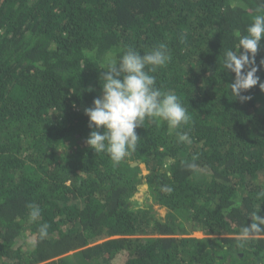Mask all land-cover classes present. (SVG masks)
Listing matches in <instances>:
<instances>
[{
  "label": "trees",
  "instance_id": "1",
  "mask_svg": "<svg viewBox=\"0 0 264 264\" xmlns=\"http://www.w3.org/2000/svg\"><path fill=\"white\" fill-rule=\"evenodd\" d=\"M260 3L0 0V264H264V232L241 234L264 215V91L241 103L223 67ZM160 43L172 59L151 74L186 107L192 142L146 119L135 152L95 153L84 109L102 95V58Z\"/></svg>",
  "mask_w": 264,
  "mask_h": 264
},
{
  "label": "clouds",
  "instance_id": "2",
  "mask_svg": "<svg viewBox=\"0 0 264 264\" xmlns=\"http://www.w3.org/2000/svg\"><path fill=\"white\" fill-rule=\"evenodd\" d=\"M258 8L264 9V0H261ZM262 39L264 14H257L247 27L246 34L241 35L238 44L227 50L223 57L226 72L235 74L230 93L241 103L251 100L250 96L243 95L249 89L259 85L261 91H264V82L257 75L260 68H264V60H261L259 68L256 66ZM171 59L165 43L154 46L144 54L127 47L119 56L111 51L104 55V71L100 72L102 95L93 100L91 107L84 109L89 128L94 129L90 131L86 144L95 153L104 152L116 162L126 158L130 152L137 150L141 138L136 129L142 127L146 119L152 123L166 122L168 128L175 131L179 143L192 142L188 131H180L189 121L186 107L174 92L158 88L156 77L151 74L166 66ZM187 167L194 169L196 165L187 163ZM257 197H264V191L258 193ZM28 207L29 220L37 221L41 209L31 204ZM249 220L250 223L241 229L243 236L264 232V215L260 211L253 213ZM49 227L47 223L39 226L38 235L41 240L47 237Z\"/></svg>",
  "mask_w": 264,
  "mask_h": 264
},
{
  "label": "rangeland",
  "instance_id": "3",
  "mask_svg": "<svg viewBox=\"0 0 264 264\" xmlns=\"http://www.w3.org/2000/svg\"><path fill=\"white\" fill-rule=\"evenodd\" d=\"M146 174V171L144 168H141V171L139 172L138 174V178H139V181H142L143 179L140 178L142 176H144ZM137 198L146 203V204H150L151 205V209L152 211L154 212V214L160 218V219H163V217L165 216L166 214V209L164 207H161L160 205H158L156 202H153L152 201V198L148 195V191H146L145 189H141L140 192L137 194Z\"/></svg>",
  "mask_w": 264,
  "mask_h": 264
}]
</instances>
